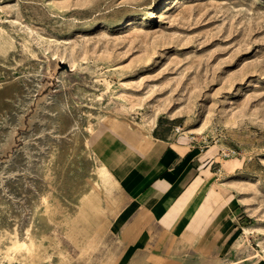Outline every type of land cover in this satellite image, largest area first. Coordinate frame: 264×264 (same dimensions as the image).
Here are the masks:
<instances>
[{
    "label": "rangeland",
    "instance_id": "obj_1",
    "mask_svg": "<svg viewBox=\"0 0 264 264\" xmlns=\"http://www.w3.org/2000/svg\"><path fill=\"white\" fill-rule=\"evenodd\" d=\"M61 103L81 114L88 149L59 175L48 163L70 132L45 109ZM159 116L224 166L219 217L203 236L138 246L110 227L122 204L91 142L110 122L148 128ZM88 185L93 217L76 207ZM46 193L51 225L34 236L46 264L264 262V0H0V264L10 235L37 228Z\"/></svg>",
    "mask_w": 264,
    "mask_h": 264
},
{
    "label": "crops",
    "instance_id": "obj_2",
    "mask_svg": "<svg viewBox=\"0 0 264 264\" xmlns=\"http://www.w3.org/2000/svg\"><path fill=\"white\" fill-rule=\"evenodd\" d=\"M91 149L122 204L111 218L114 232L145 246L213 231L217 172L224 166L215 167L210 150L185 140L176 119L159 116L148 128L110 122L93 136Z\"/></svg>",
    "mask_w": 264,
    "mask_h": 264
},
{
    "label": "bare ground",
    "instance_id": "obj_3",
    "mask_svg": "<svg viewBox=\"0 0 264 264\" xmlns=\"http://www.w3.org/2000/svg\"><path fill=\"white\" fill-rule=\"evenodd\" d=\"M149 12V11H148ZM150 18H156L157 14L153 11L148 13ZM129 22V21H128ZM128 22L123 23V27L128 25ZM29 74H35V72L30 71ZM27 78V76H25ZM40 106H38L39 108ZM68 110L67 112H65ZM45 111L47 115L53 114L56 119V127H63L65 131L70 132L68 139L66 142L61 140H56L54 147V154H51V158L49 160L48 165L51 166L50 168L54 171V173L64 174L66 171L70 170L71 165L75 161L79 151L81 143L84 144L85 149L87 150L86 141H82L81 139V128H80V116L81 114L76 111H71L68 108L67 103L55 104L53 108H46ZM35 119V116L32 117L31 121ZM22 125V124H21ZM55 127V126H51ZM89 132H92L89 129ZM60 133V132H57ZM64 135V134H63ZM10 143L9 139H6L4 146H8ZM30 160V159H29ZM5 164V163H4ZM4 166L3 168H5ZM11 175V174H9ZM96 176V175H95ZM94 176V177H95ZM63 178V177H62ZM59 181V180H58ZM76 190V189H75ZM53 195L51 193L45 194V212L42 213L41 210L42 204L36 203L32 207V214H31V223L35 220L37 221V228L35 231H32V224L28 225L26 229L25 237L22 239H14L10 235V242L9 246L7 247L8 250H12V253L7 258V264H14L17 261L18 264H46L44 261L43 256V246L41 242H37L35 240V235L42 236L43 230L45 228V239L47 238L46 230L50 227L49 220L52 219L54 208L52 206L51 198ZM75 199L78 201V205L76 207L82 206L83 213H86L88 216L93 217L94 214L100 211V204L93 203V200H97L96 193L92 189L90 185L85 186L79 191H75ZM99 201V200H98ZM70 203V202H69ZM71 204V203H70ZM74 205V204H72ZM71 209V208H70ZM75 209V208H74ZM82 213V214H83ZM82 217V216H81ZM30 220V219H29ZM45 225V227H44ZM16 238V237H15ZM38 239H40L38 237ZM40 241V240H39ZM64 257L61 255L58 256V262L60 264H65L63 262ZM46 259V256H45ZM169 264H182L180 259L173 258Z\"/></svg>",
    "mask_w": 264,
    "mask_h": 264
}]
</instances>
